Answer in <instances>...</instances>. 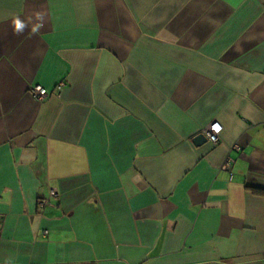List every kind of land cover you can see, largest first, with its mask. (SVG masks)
Returning a JSON list of instances; mask_svg holds the SVG:
<instances>
[{"label":"crops","instance_id":"1","mask_svg":"<svg viewBox=\"0 0 264 264\" xmlns=\"http://www.w3.org/2000/svg\"><path fill=\"white\" fill-rule=\"evenodd\" d=\"M252 190L264 0H0V264H264Z\"/></svg>","mask_w":264,"mask_h":264},{"label":"built area","instance_id":"2","mask_svg":"<svg viewBox=\"0 0 264 264\" xmlns=\"http://www.w3.org/2000/svg\"><path fill=\"white\" fill-rule=\"evenodd\" d=\"M65 87V83L61 82L56 86L57 95L56 97H60V92ZM28 94L38 103L45 101L48 98L49 93L40 86H32L28 90ZM218 125L220 131H214L213 126ZM220 133H221V126L218 123L211 124L205 131L204 136L206 137L207 141L210 142L212 145H217L220 142ZM52 196L55 195L54 192L51 193Z\"/></svg>","mask_w":264,"mask_h":264},{"label":"clouds","instance_id":"3","mask_svg":"<svg viewBox=\"0 0 264 264\" xmlns=\"http://www.w3.org/2000/svg\"><path fill=\"white\" fill-rule=\"evenodd\" d=\"M37 15V19L40 18V14H36ZM43 25L40 24V25H37L36 27H33L32 31L35 33L36 31H38L39 27H42ZM26 27L25 23L22 22L19 18H16L13 20V31H14V34H20L23 29ZM213 130L214 131H217L219 132L220 131V128L218 125H214L213 126Z\"/></svg>","mask_w":264,"mask_h":264},{"label":"water","instance_id":"4","mask_svg":"<svg viewBox=\"0 0 264 264\" xmlns=\"http://www.w3.org/2000/svg\"><path fill=\"white\" fill-rule=\"evenodd\" d=\"M192 142L194 145L199 146V145L206 143L207 139L204 136V134L202 133V134L197 135L195 138H193Z\"/></svg>","mask_w":264,"mask_h":264},{"label":"trees","instance_id":"5","mask_svg":"<svg viewBox=\"0 0 264 264\" xmlns=\"http://www.w3.org/2000/svg\"><path fill=\"white\" fill-rule=\"evenodd\" d=\"M254 193H258V194H261V195H264V191L262 190H252Z\"/></svg>","mask_w":264,"mask_h":264}]
</instances>
